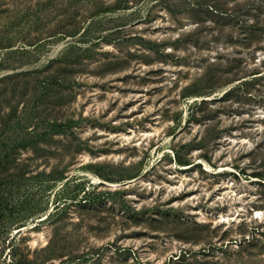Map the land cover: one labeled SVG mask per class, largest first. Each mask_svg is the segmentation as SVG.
<instances>
[{"label": "rangeland", "instance_id": "rangeland-1", "mask_svg": "<svg viewBox=\"0 0 264 264\" xmlns=\"http://www.w3.org/2000/svg\"><path fill=\"white\" fill-rule=\"evenodd\" d=\"M205 1L0 0V261L264 264V0Z\"/></svg>", "mask_w": 264, "mask_h": 264}, {"label": "trees", "instance_id": "trees-1", "mask_svg": "<svg viewBox=\"0 0 264 264\" xmlns=\"http://www.w3.org/2000/svg\"><path fill=\"white\" fill-rule=\"evenodd\" d=\"M199 6L205 5L207 10L217 12L220 15H225L226 18L229 16H238L235 13H231L228 10L224 8V0H214L213 2H210L209 0H206L205 2H200L198 4ZM253 26V25H252ZM264 29V26L258 27L256 24L254 25V38H257L260 32ZM12 46V45H9ZM81 47H78L77 43H69L65 46L62 53L57 57L49 60V62L44 66L42 72L45 74L41 78V85H42V96L47 97L53 93L56 95L55 97H59L62 101V95L60 91L57 92L58 87H62V89L67 88V83L69 80V76L75 72V70L78 71V66L82 63V53L80 52ZM54 67V68H53ZM60 90V89H59ZM64 92V91H62ZM231 92H233V89H229L226 93H224L223 96L229 95ZM61 93V94H60ZM60 94V96H58ZM65 97V95H63ZM204 102H206V99H203ZM71 123L69 122H57L56 120L47 122L46 129L40 134L37 135H31L32 137L27 138L25 146L29 145H36L40 141H46L47 144L50 142L51 139L55 137L56 134L64 133L69 129L68 127H71ZM30 134V133H29ZM206 140V139H205ZM204 140V141H205ZM204 157L211 161L210 156L208 154H205ZM176 159L179 163L182 164H191L193 162H190L189 159L184 158L183 154L179 150L176 151ZM61 177H64L61 174ZM1 216V214H0ZM18 262H13L14 264H23V259H16ZM0 264H7L3 261H0Z\"/></svg>", "mask_w": 264, "mask_h": 264}]
</instances>
